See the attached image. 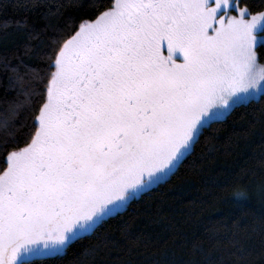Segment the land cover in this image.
Wrapping results in <instances>:
<instances>
[{"label":"snow or ice","instance_id":"6c2138e0","mask_svg":"<svg viewBox=\"0 0 264 264\" xmlns=\"http://www.w3.org/2000/svg\"><path fill=\"white\" fill-rule=\"evenodd\" d=\"M17 6L44 23L0 55V264H94L217 125L264 122V0H89L56 24L62 5Z\"/></svg>","mask_w":264,"mask_h":264},{"label":"trees","instance_id":"16d2710c","mask_svg":"<svg viewBox=\"0 0 264 264\" xmlns=\"http://www.w3.org/2000/svg\"><path fill=\"white\" fill-rule=\"evenodd\" d=\"M50 2L62 5L54 24L90 10L89 0ZM24 16L36 29L44 23L38 12L18 7L17 0H0V55L23 49L25 34L16 21ZM22 59L39 63L36 56ZM3 85L0 71V108ZM189 161L129 210L123 219L130 218V235L121 230V220L110 222L109 239L94 264H264V197L258 190L264 181V122L241 114L217 125L214 137L202 141ZM244 172L249 179L241 186L249 195L237 200L233 192ZM194 242L203 252L193 254Z\"/></svg>","mask_w":264,"mask_h":264}]
</instances>
